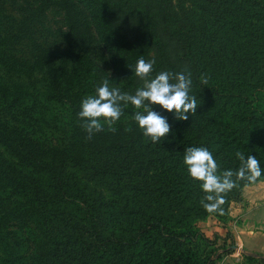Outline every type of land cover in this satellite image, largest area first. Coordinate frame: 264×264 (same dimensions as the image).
Here are the masks:
<instances>
[{"label":"trees","instance_id":"16d2710c","mask_svg":"<svg viewBox=\"0 0 264 264\" xmlns=\"http://www.w3.org/2000/svg\"><path fill=\"white\" fill-rule=\"evenodd\" d=\"M62 1L77 17L66 49L37 45L29 60H18L0 48L1 66L44 72L42 90L31 77L32 86L0 83V240L6 219L17 215L26 237L34 232L28 264H213L194 249L201 239L195 223L208 211L205 193H192L189 183L201 182L183 157L188 147H205L215 159L238 160L239 151L256 156L264 170V19L255 20L264 16V0ZM141 56L155 60L153 77L191 74L196 114L181 121L164 110L171 130L157 143L137 123L88 139L78 116L82 99L103 79L134 94L142 81L132 68ZM38 95L69 104L68 147L37 143L44 122L36 115ZM260 181L264 171L248 183ZM163 189L176 197H151ZM229 198L224 194L212 214L223 217ZM4 251L5 264H14L17 249L8 244Z\"/></svg>","mask_w":264,"mask_h":264},{"label":"rangeland","instance_id":"374dc122","mask_svg":"<svg viewBox=\"0 0 264 264\" xmlns=\"http://www.w3.org/2000/svg\"><path fill=\"white\" fill-rule=\"evenodd\" d=\"M64 5L62 0H0V48L9 51L18 60H29V55L33 53L32 49L37 45L40 47L44 45L47 49L54 51L66 49L69 44L65 34L71 25L76 23L77 17ZM258 19L263 20L264 16L259 15L255 18V20ZM38 49L39 47L36 50ZM28 77H31L33 86H39L41 90L44 89L42 85L44 72L42 70L32 75H23L0 65V83L10 87L16 82L31 85ZM34 102L36 103L35 110H38L36 115L42 117L44 121H39L41 127L36 129L37 143L44 147H68L72 140L69 104L59 101H46L39 95L34 99ZM41 103L45 108L40 106ZM152 107L153 110L164 115L165 111L159 105H152ZM131 108H128L130 111L124 110L120 120L113 125L115 130L119 127L128 130L132 124H136L133 116L137 110L133 106ZM50 121H52L51 124ZM104 131L111 130L105 125ZM215 160L221 173L228 169L235 171L240 166L239 160L234 159V157L223 156ZM104 163L107 164L109 161L104 160ZM115 164L122 169L126 167L127 172L133 167L128 162L123 163L118 157L115 158ZM237 181L239 180H236V186L225 194L230 198L227 201V208L223 217L214 215L212 212H201L198 216L200 218L196 221L195 227L201 239L196 240L194 249L196 252L198 251L197 253L208 255V259L213 264H264L260 261L264 259L263 253H251L246 251L245 247L242 248L237 244V229L243 223L241 210L245 206L244 188L251 185L250 181L241 180L244 182L238 188ZM189 186L193 194L204 193L200 185L193 186L189 183ZM148 194L149 192L146 191L145 195ZM151 197L175 198L176 196L167 189H163ZM164 207L168 208L167 205ZM3 213L5 214V212ZM18 220H23V216L13 215L5 221L4 233L6 235L4 240H0V264L8 262L4 251L8 244L9 247L12 245L17 249L19 253L13 262L14 264L30 263L27 255L35 247L34 232L31 231L30 233L33 240L31 237V239L27 238V230L20 228V221ZM29 225L32 227L31 224ZM10 232L13 234L10 235ZM249 257L253 260H249Z\"/></svg>","mask_w":264,"mask_h":264},{"label":"clouds","instance_id":"9594fccd","mask_svg":"<svg viewBox=\"0 0 264 264\" xmlns=\"http://www.w3.org/2000/svg\"><path fill=\"white\" fill-rule=\"evenodd\" d=\"M155 60H145L142 56L136 61L135 76L142 81L134 94L121 91L119 87L110 85L108 79L95 87L94 93L84 97L80 104L79 118L82 127L91 139L94 133L104 130L105 125L115 131L113 125L120 120L124 108L133 106L134 121L142 130L145 137L153 143L167 137L171 125L166 116L153 110L152 105H159L163 110L173 113L177 120H188L189 114H196L197 98L190 95L191 74L184 72L171 73L161 71L152 76ZM207 83V80H203ZM236 157L240 162L237 170H219L212 152L205 147H188L185 149L183 163L189 176L201 182V189L205 193L201 200L203 208L208 212H215L225 203L224 194L236 186L237 180L256 181L262 175L260 162L254 155L245 156L237 151ZM222 212V210H221Z\"/></svg>","mask_w":264,"mask_h":264},{"label":"crops","instance_id":"0c3cea01","mask_svg":"<svg viewBox=\"0 0 264 264\" xmlns=\"http://www.w3.org/2000/svg\"><path fill=\"white\" fill-rule=\"evenodd\" d=\"M243 194V223L237 229V244L246 251L264 255V181L247 185Z\"/></svg>","mask_w":264,"mask_h":264}]
</instances>
